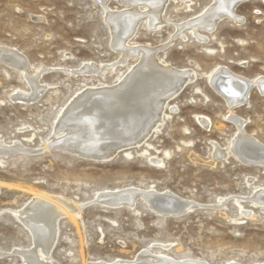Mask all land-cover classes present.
<instances>
[{"label":"rangeland","instance_id":"1","mask_svg":"<svg viewBox=\"0 0 264 264\" xmlns=\"http://www.w3.org/2000/svg\"><path fill=\"white\" fill-rule=\"evenodd\" d=\"M210 5L211 0H169L163 13L167 25L156 32L144 22L138 26L132 43L159 47L157 58L196 77L171 101L175 111L166 108L161 126L139 146L102 162L54 146L35 154L0 156V264H24L15 252L29 249L32 237L10 210H20L35 193L86 204L76 222L67 216L59 219L51 264L130 260L146 248L207 264L264 262V206L250 200L254 188L264 187V169L247 167L232 154L208 165L212 143L229 152L236 128L227 119L225 100L207 81L216 66L246 79L264 77V1L239 5L235 10L239 24L223 19L212 33L200 31L207 37L205 42L188 32L183 38L173 37L175 24L196 18ZM108 6L123 8L117 0H108ZM110 42L103 9L95 0H0V45L17 50L34 68L46 69L39 79L46 86L44 91L27 104L12 100L11 95L28 91V85L18 71L0 62L1 141L40 150L49 142L60 110L78 90L112 84L125 74L136 59L99 76L64 72L87 61L117 62L120 55ZM261 95L251 90L249 101L233 112L245 121L246 133L264 144ZM198 117L209 120L207 128L198 123ZM154 156L163 160L160 168L149 163ZM248 179L252 184H247ZM130 186L168 190L200 206L168 217L158 215L140 198L133 208L110 209L94 203L99 191ZM236 195L244 198L241 206L251 212L250 217L241 215L229 199ZM219 199L225 202L217 209Z\"/></svg>","mask_w":264,"mask_h":264},{"label":"bare ground","instance_id":"2","mask_svg":"<svg viewBox=\"0 0 264 264\" xmlns=\"http://www.w3.org/2000/svg\"><path fill=\"white\" fill-rule=\"evenodd\" d=\"M95 1L103 9V19L109 28L111 48L119 53L120 59L110 64L87 61L81 63L75 70H64V72L99 76L107 69L114 71L117 64L123 65L128 59H136L135 64L129 66L126 73L112 84L85 85L78 90L60 110L52 136L43 148L33 150L25 148L21 142L14 141L7 144L0 139V156L22 152L35 154L46 150L49 146H54L80 158L97 162L107 161L120 151L139 146L156 132L162 124L165 109L170 112L175 111L171 101L183 88L196 80L194 72L173 67L162 58H157L156 51L159 47L132 43L141 22L153 32L167 25L163 13L169 0H117L121 7L123 6L122 9L109 8L108 0ZM250 1L257 0H211V5L202 14L185 23L175 24L176 34L173 37L179 35L183 38L185 32H188L200 43L205 42L207 37L200 35V31L212 33L223 19H231L239 24L240 19L235 15V10L239 5ZM190 5L188 2L186 8L190 9ZM0 62L18 71L29 87L26 92H14L11 99L27 104L38 100L46 87L39 82L40 76L46 69L34 68L17 50L3 45H0ZM207 81L225 100L229 114L227 119L236 128V135L229 144V152L212 143L211 160L208 165L214 166L218 161L232 154L238 162L247 167L264 169V144L259 143L253 135L246 133L245 121L233 112L248 100L251 90H257L264 96V77L246 79L232 73L228 68L216 66L208 74ZM232 92H237L238 95L233 96ZM196 120L207 128L209 120L202 117ZM190 156L192 160L200 162L194 155ZM148 161L157 168L163 164V160L156 156L150 157ZM246 182L252 184L251 179ZM139 198L158 215L168 217L182 216L200 206L168 190H155L153 186L106 189L97 192L93 199L94 203L101 207L119 209L133 208ZM229 199L236 203L241 215L251 216V212L245 211L241 206L240 200L244 199L243 197L236 195ZM250 200L253 205L264 206V187L254 188ZM223 202L225 200L219 199L217 201L219 205L215 208L219 209L223 206L221 204ZM84 205L86 206L60 197L35 193L20 210H10L32 237L29 249H19L15 252L23 263L51 264L50 252L56 242L59 219L67 216L76 222V216L85 207ZM163 248L166 249L165 246ZM87 264L207 263L188 258L175 259L162 252L152 253L146 248L130 260L93 261Z\"/></svg>","mask_w":264,"mask_h":264},{"label":"snow or ice","instance_id":"3","mask_svg":"<svg viewBox=\"0 0 264 264\" xmlns=\"http://www.w3.org/2000/svg\"><path fill=\"white\" fill-rule=\"evenodd\" d=\"M233 96H236V95H238V93L237 92H232L231 93Z\"/></svg>","mask_w":264,"mask_h":264}]
</instances>
